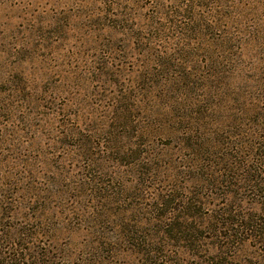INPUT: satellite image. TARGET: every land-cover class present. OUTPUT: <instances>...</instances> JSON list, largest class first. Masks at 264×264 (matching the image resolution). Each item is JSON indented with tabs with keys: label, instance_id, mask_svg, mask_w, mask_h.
I'll return each instance as SVG.
<instances>
[{
	"label": "rangeland",
	"instance_id": "1",
	"mask_svg": "<svg viewBox=\"0 0 264 264\" xmlns=\"http://www.w3.org/2000/svg\"><path fill=\"white\" fill-rule=\"evenodd\" d=\"M253 175L264 0H0V264H264Z\"/></svg>",
	"mask_w": 264,
	"mask_h": 264
},
{
	"label": "trees",
	"instance_id": "2",
	"mask_svg": "<svg viewBox=\"0 0 264 264\" xmlns=\"http://www.w3.org/2000/svg\"><path fill=\"white\" fill-rule=\"evenodd\" d=\"M253 176H254V179H252L251 182L254 181L253 182L254 183L253 184L254 187L257 186L259 191L262 192L264 190V180L263 179H256L255 178L256 176L255 175H253ZM262 193H263V195L260 198H262L261 199L262 200V204H264V191ZM260 213H261L260 215H262L261 218H264V213H262V212H260ZM222 216L225 217V218L220 220V225L224 229H226L227 233H231L232 231H234V235H237V233H236L237 229H235L234 226H236V225H244V227L241 228L243 232L247 231V230H249L251 232H254L252 234H248L249 237L246 236V238L247 239H249V238L250 239L251 238L252 239H256L258 244H259L258 246L264 245V222H262L260 218H256V216H252L249 219L247 217H245L243 219L238 220V217H236L237 215H235L234 213H232L231 215L227 214V213H224V214H222ZM228 216H229V218H227ZM233 217H236L237 219H234ZM240 217H242V216H240ZM246 219L248 220V222L246 221ZM216 225H218V223H216ZM247 225H250V228H248ZM215 231H217L216 228H215ZM234 235H227L226 237H222V235H218V237L219 238H223L224 240H229V238L231 236H234ZM227 245H228L227 243L224 244V246H227ZM148 251H149L148 253L155 254V255H153V257L155 259H159L160 258V260H161L163 258L162 255H160V257H158L159 254H160V252L158 250L149 249ZM225 254H226V252H222V255H225ZM215 257L216 258H221L219 253ZM224 258H226V257H224ZM262 260H264V255L262 256ZM252 264H257V263H252Z\"/></svg>",
	"mask_w": 264,
	"mask_h": 264
}]
</instances>
